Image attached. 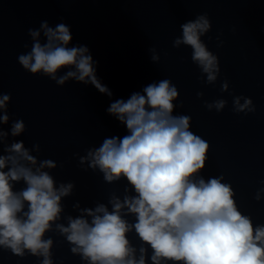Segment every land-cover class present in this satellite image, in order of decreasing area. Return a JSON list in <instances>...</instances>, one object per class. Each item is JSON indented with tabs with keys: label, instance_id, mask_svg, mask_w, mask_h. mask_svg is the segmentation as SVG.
I'll return each mask as SVG.
<instances>
[{
	"label": "water",
	"instance_id": "obj_1",
	"mask_svg": "<svg viewBox=\"0 0 264 264\" xmlns=\"http://www.w3.org/2000/svg\"><path fill=\"white\" fill-rule=\"evenodd\" d=\"M205 14L211 28L200 40L217 57L219 67L212 82L192 60L190 45L174 46L177 38L182 39L181 25ZM45 20L50 27L70 26V47L90 48L99 62L98 79L112 91L111 97L91 84L70 78L59 86L23 69L18 56L28 54L34 43L28 30H39L37 39L46 43L40 28ZM154 55L158 59L153 60ZM66 70H58L57 75ZM164 79L178 91L172 115L190 116L189 130L209 144L205 167L193 179L207 182L223 177L221 182L231 185L238 210L251 218L254 228L264 225V0H0V95H11L9 121L0 123V129L9 131L0 142V155L6 154L5 146L22 140L37 158L36 166L45 159L57 163L56 168L43 169L53 176L55 187L74 184L72 193L61 197L60 218L42 237L53 241V264H89L81 254L71 252L72 245L57 224L67 226L68 217L79 216L91 222L82 209L103 203L111 211L113 196L123 200L136 195L126 178L106 183L98 169L93 171L88 161L79 160L90 148L99 147L103 138L128 134L126 126L106 112L110 102L126 100L133 92L144 94V87ZM225 83L228 87L222 90ZM236 97L241 104L251 99L249 108L254 110L236 111ZM219 100L226 103L218 111ZM18 119H23L26 130L12 137L10 128ZM12 183L14 191L27 186L23 180ZM124 218L131 224L136 220L126 209ZM126 236L136 248V258L144 246L146 264H152V249L135 229ZM43 259L28 249L20 256L0 246V264H42Z\"/></svg>",
	"mask_w": 264,
	"mask_h": 264
},
{
	"label": "clouds",
	"instance_id": "obj_2",
	"mask_svg": "<svg viewBox=\"0 0 264 264\" xmlns=\"http://www.w3.org/2000/svg\"><path fill=\"white\" fill-rule=\"evenodd\" d=\"M181 27L182 39L177 38L174 46L190 45L194 50L192 60L207 73L208 82L215 81L219 72L217 57L200 40L211 28L207 15ZM40 28L47 42L42 44L37 39L39 30H28L34 40L31 51L18 56L24 70L40 73L59 86L71 78L91 84L109 97L113 95L98 79L99 62L90 48L69 46L73 39L69 25L50 27L45 20ZM73 67L75 70H71ZM61 69L67 70L58 76ZM227 87L225 83L222 90ZM143 93L133 92L126 100L110 102L106 112L125 125L128 134L103 138L99 147L90 148L79 160L80 164L88 161L93 171L98 169L106 183L126 178L136 195H126L123 200L113 196L109 201L111 211L103 203L95 209H82L91 222L79 216L68 217L67 226L57 224L72 245L71 252L81 254L89 264H146L147 249L141 246L137 259L136 248L126 236L134 228L140 240L152 249V264H264V225L254 228L251 218L238 210L231 185L222 183L223 177L207 182L193 179L205 167L209 144L189 130L190 116L172 115L173 100L178 97L176 86L164 79L148 84ZM10 98V94L0 95V109L4 110L0 123L9 121ZM225 103L217 101L216 109L219 111ZM234 103L238 112L254 110L249 108L251 99L241 104L240 97H236ZM25 130V122L18 119L12 123L10 134L18 137ZM8 136L9 131L0 129V142ZM35 147L39 150L38 143ZM4 152L0 155V246L20 256L28 249L44 257L42 264H53V241L42 237L60 218L61 197L70 195L74 184L55 187L53 176L43 169L56 168L57 163L45 159L36 166L37 158L22 140L5 146ZM21 180L27 186L14 191L12 182ZM125 209L135 215L134 224L124 218Z\"/></svg>",
	"mask_w": 264,
	"mask_h": 264
}]
</instances>
